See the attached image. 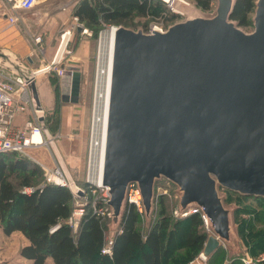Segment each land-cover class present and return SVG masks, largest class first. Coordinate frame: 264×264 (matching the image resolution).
Returning <instances> with one entry per match:
<instances>
[{
  "label": "water",
  "instance_id": "water-1",
  "mask_svg": "<svg viewBox=\"0 0 264 264\" xmlns=\"http://www.w3.org/2000/svg\"><path fill=\"white\" fill-rule=\"evenodd\" d=\"M235 1L218 0L214 14L164 30L115 29L101 177L108 216L118 228L136 182L150 220L155 183L167 179L179 188L180 210L199 208L214 230L205 258L229 237L230 212L219 190L264 197V0L256 1L251 32L230 19ZM62 67L61 98L77 102L80 66L69 60ZM30 91L43 108L35 81Z\"/></svg>",
  "mask_w": 264,
  "mask_h": 264
},
{
  "label": "trees",
  "instance_id": "trees-1",
  "mask_svg": "<svg viewBox=\"0 0 264 264\" xmlns=\"http://www.w3.org/2000/svg\"><path fill=\"white\" fill-rule=\"evenodd\" d=\"M192 1L210 10L214 0ZM256 1L236 0L230 19L242 27L251 26ZM71 12L93 32V38L105 26L148 31L151 22L164 21L167 27L180 17L164 0H78ZM76 32L80 35L82 30ZM51 76L59 89V78ZM56 116L47 120L50 130L55 128ZM25 187L33 190L25 192ZM223 190L237 201L235 221L245 249L258 257L264 253V197ZM170 192L155 196L149 225L144 213L127 201L113 236L108 217L94 213L91 205L74 228L68 222L74 208L72 191L47 182L42 168L25 156L6 152L0 156V229L7 235L18 231L26 237L28 243L20 247L19 254L31 264H45L48 257L55 264H187L204 249L209 232L202 212L173 215L177 200L174 189ZM110 239L112 252L104 253ZM224 252L223 247H218L206 264H223ZM229 264L244 263L241 256H231Z\"/></svg>",
  "mask_w": 264,
  "mask_h": 264
},
{
  "label": "rangeland",
  "instance_id": "rangeland-1",
  "mask_svg": "<svg viewBox=\"0 0 264 264\" xmlns=\"http://www.w3.org/2000/svg\"><path fill=\"white\" fill-rule=\"evenodd\" d=\"M173 1L174 2L172 4L179 11L183 13V14H180L179 19L176 20L175 22L185 20L187 17L198 16L199 14L210 16L215 13L217 6H218V0H214L212 2V8L210 10H203L202 8L198 7L195 4V2L192 0H173ZM172 4H168V7L171 11L176 13L175 12L176 10L172 8ZM46 5H47L46 3H43L41 5L42 10L46 8ZM253 17H254V14L252 15V25L251 26L249 27H242L240 25L238 26L246 32L253 31L254 29ZM159 23L164 24V21L151 22L150 25L152 26L153 24H159ZM112 26L116 27V25H112ZM157 26H160V25H157ZM167 27H163V28L166 29ZM109 28H111V25L103 27V29H101V31L99 32V35L97 36V38H93V32L89 29L88 30L91 31V35H88L87 33H84L83 31L80 35H76L78 34L76 32L77 29H74L72 31V37H71L72 39L69 41L67 47L62 52L63 56H67V58H71L72 60H78V58L82 59L80 55L79 56L75 55L74 49L72 50L73 48L72 46H74L73 44H75V47H76V41L82 42V40H85L87 42L88 63H87V67L85 68L86 72L84 73L81 71L80 92H79V99L77 102L62 100L61 92H59V90L61 91L60 83L58 85L59 86V89H58V87L55 86V83H53V81L50 80L52 79L51 74H54L53 71H49V72H45L41 74L36 80V85H38L39 87L41 105L44 109V114H43L45 117L44 126L47 127L48 134L50 135L51 139H49L48 136L45 135V139L47 140L46 144H44L43 146L30 148L27 150L28 154H20V155L25 156L31 162L38 164L43 170V176L46 181H47V176L50 173L57 172L58 170V162L56 160L57 156L54 151V149L57 148L64 163L68 167L69 172L71 173L73 179L77 182V184L79 186H84L87 183L86 181H87V175H88L87 172L89 169L90 138H91V129H92V124H93V121H92L93 106H94V101H96L95 94H97L95 78H96V72L98 71L97 70L98 69L97 55H98V48H99V39H100L102 32ZM58 42L60 43V37H59ZM42 44L44 46L46 43L43 42ZM37 53L40 54V52L38 51ZM49 62L50 61H45L39 68L47 65ZM66 62H68V59L63 60L62 63H66ZM53 114H56L57 118H56L55 128L53 130H50L48 127L49 125H48L47 120ZM91 165H92V162H91ZM91 169H92V166H91ZM157 182L159 184H157ZM157 182L155 183V186H154L155 196L160 195V194H167L171 190L174 189L175 197L177 200L176 207H179L178 204H179V199H180V191L177 185H175L171 181L164 179V178ZM172 184L175 185L174 188L172 187L173 186ZM219 193L223 197L224 205L229 209V212H230L229 213L230 215L229 237L227 239H222V243L219 246V247H223L226 250V252H224L225 259H224L223 264H229V257L231 256H241L242 258L246 256L247 254H249L250 256H253V255H251L245 249L243 242L238 233V226L235 221V215L238 209L237 201L232 195L229 197V195L223 189H220ZM226 198H228V200H226ZM154 210H155V202L153 204V210L150 215V220L147 219L146 216L143 214L146 225H149ZM108 219L110 220V223H109V228H110V233H111L110 235L113 236L118 231L119 227L117 228L116 223L115 222L113 223V220L109 216H108ZM206 228H207V225H206ZM207 230L209 232V235L214 233V230L209 224H208ZM5 239H7L9 243L8 244L9 249L6 252L10 254V259L7 258V256H5V260H2V259L0 260L3 261L4 263L5 262L8 263L10 261L13 264H20V263H17L16 258L19 255L18 253L19 246L23 243L22 239L19 236H15V237L7 236V235L5 236L3 231L0 229V247L5 246ZM261 255H264V253L259 254V256ZM207 259L208 258H205L201 251L192 261H190L187 264H206ZM50 261L52 262L51 259Z\"/></svg>",
  "mask_w": 264,
  "mask_h": 264
},
{
  "label": "built area",
  "instance_id": "built-area-1",
  "mask_svg": "<svg viewBox=\"0 0 264 264\" xmlns=\"http://www.w3.org/2000/svg\"><path fill=\"white\" fill-rule=\"evenodd\" d=\"M9 3L10 9L12 11L16 9L28 10L36 6L39 0H5ZM11 23L17 21V17L12 14L8 16ZM75 23L68 29L64 30L60 34V43L54 58L45 66L37 68L35 70H30L27 72H19L10 69V63L0 58V156L6 152H17L19 154H28L27 150L34 147L43 146L47 143L44 133L45 117L44 109L38 108L33 100L30 91V83L37 80V78L49 71H53L59 78V83L62 75L65 72V67L62 64L67 65V63H62L63 60L67 59V56H63L62 52L67 47L71 37L72 31L74 29H80L84 33L91 35V31L84 27L78 22L77 17H74ZM160 25V26H157ZM111 27H113L111 25ZM165 25L163 23L153 24L150 26L148 32L153 29L164 30ZM103 33V32H102ZM33 41L36 45V51H43L42 36L35 35ZM64 44V45H63ZM101 44H102V34L99 39V48L97 55V67L96 72V93L98 89V76L103 60L101 59ZM63 45V50L61 53L60 48ZM61 92V91H60ZM96 97V94H95ZM96 101H94L93 106V116L92 121L94 124ZM44 118L41 120V118ZM92 124L91 138H90V149H89V169L87 175V183L84 186H79L77 182L73 179L75 189L66 176L59 160L57 172H52L47 176V181L54 183L56 185L68 187L74 196V208L68 219V222L76 228L86 212L88 205L93 207L94 213L102 216L109 215V196L106 188L101 185L100 179L97 178L91 169L92 162V152H93V142H94V128ZM38 136L39 139L34 137ZM49 173V172H48ZM71 174V173H70ZM72 176V175H71ZM59 178V179H57ZM32 187H25V192H31ZM127 201L133 203L140 213H144L143 208V198L140 187L136 182H132L128 186L127 191ZM201 212L199 208H191L186 211H181L179 207H176L173 211L175 216H186L189 213ZM202 217L207 225L206 218L202 213ZM112 239L108 241V244L104 247L103 252L111 254ZM244 264H263L264 255L254 257L247 254L241 258Z\"/></svg>",
  "mask_w": 264,
  "mask_h": 264
},
{
  "label": "crops",
  "instance_id": "crops-1",
  "mask_svg": "<svg viewBox=\"0 0 264 264\" xmlns=\"http://www.w3.org/2000/svg\"><path fill=\"white\" fill-rule=\"evenodd\" d=\"M77 1L78 0H39L38 4L31 9H16L12 11L8 2L0 0V53L6 56V59H9V68L19 72H27L39 68L45 61H51L58 49L60 34L75 23L71 9ZM43 3L47 4L44 10L41 8ZM12 14L17 17V21L14 23H11L8 18V16ZM38 34L42 36V41L46 43L43 46L44 50L38 51L40 54L37 53L36 45L33 41V37ZM73 45L72 50L74 49L75 55H80L82 57V59L78 58V60L73 61H78L81 71L85 73V68L88 63L87 42L85 40H82V42L76 41V47L75 44ZM67 59L68 62L72 60L71 58ZM37 89L39 93L38 85ZM1 230L3 231L2 228ZM6 235L7 234H5V236ZM7 236H19L22 239L23 243L19 246V249L21 246L28 243V240L21 232L16 231ZM8 244L7 239H5V246L0 247V259L2 260H5V256L10 259V254L6 252L9 249ZM16 259L17 263L31 264L29 259L22 257L20 254ZM47 263L55 264L51 257L47 258L45 264ZM0 264L13 263L10 261L4 263L0 260Z\"/></svg>",
  "mask_w": 264,
  "mask_h": 264
},
{
  "label": "bare ground",
  "instance_id": "bare-ground-1",
  "mask_svg": "<svg viewBox=\"0 0 264 264\" xmlns=\"http://www.w3.org/2000/svg\"><path fill=\"white\" fill-rule=\"evenodd\" d=\"M168 1V0H166ZM115 29L113 26L106 29L102 33L101 44V59L103 64L99 70L98 76V89L96 94V108L94 116V142L92 152V171L95 176L100 179L103 173L104 167V149L106 140V127L108 118L109 107V95H110V83H111V67L113 59V49L115 41ZM64 45V44H63ZM63 45L60 48V52L63 50ZM39 139L38 136L34 137ZM59 179V178H57Z\"/></svg>",
  "mask_w": 264,
  "mask_h": 264
}]
</instances>
